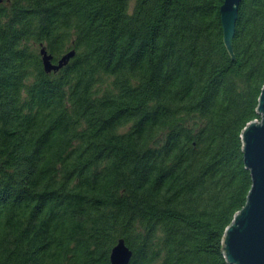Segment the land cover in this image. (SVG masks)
<instances>
[{"label": "trees", "instance_id": "obj_1", "mask_svg": "<svg viewBox=\"0 0 264 264\" xmlns=\"http://www.w3.org/2000/svg\"><path fill=\"white\" fill-rule=\"evenodd\" d=\"M0 1V264H228L251 185L264 0ZM39 42L56 71L43 69ZM232 264V263H230Z\"/></svg>", "mask_w": 264, "mask_h": 264}, {"label": "water", "instance_id": "obj_2", "mask_svg": "<svg viewBox=\"0 0 264 264\" xmlns=\"http://www.w3.org/2000/svg\"><path fill=\"white\" fill-rule=\"evenodd\" d=\"M240 2L223 0L219 7L223 41L230 60L234 61L232 39ZM39 54L44 71L51 72L65 65L75 54V49L65 51L54 61L45 44L39 42ZM255 111L259 118L248 121L239 135L251 185L245 204L235 212L222 234L220 251L228 264H264V84ZM131 254L124 238L119 237L110 250V264H128Z\"/></svg>", "mask_w": 264, "mask_h": 264}]
</instances>
